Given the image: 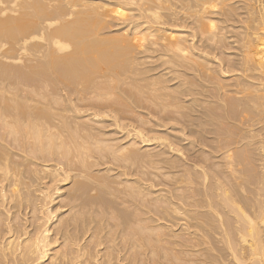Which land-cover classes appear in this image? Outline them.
Masks as SVG:
<instances>
[{
	"label": "bare ground",
	"instance_id": "6f19581e",
	"mask_svg": "<svg viewBox=\"0 0 264 264\" xmlns=\"http://www.w3.org/2000/svg\"><path fill=\"white\" fill-rule=\"evenodd\" d=\"M0 264H264V0H0Z\"/></svg>",
	"mask_w": 264,
	"mask_h": 264
},
{
	"label": "rangeland",
	"instance_id": "374dc122",
	"mask_svg": "<svg viewBox=\"0 0 264 264\" xmlns=\"http://www.w3.org/2000/svg\"><path fill=\"white\" fill-rule=\"evenodd\" d=\"M110 0H105V2H107L108 4H110V3H112L113 4V2H115L116 0H111L110 2H109Z\"/></svg>",
	"mask_w": 264,
	"mask_h": 264
}]
</instances>
